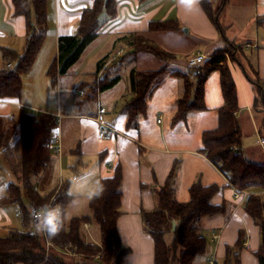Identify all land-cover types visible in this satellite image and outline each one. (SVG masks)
<instances>
[{"label": "crops", "instance_id": "1", "mask_svg": "<svg viewBox=\"0 0 264 264\" xmlns=\"http://www.w3.org/2000/svg\"><path fill=\"white\" fill-rule=\"evenodd\" d=\"M46 1L48 30L43 41L44 44H42L29 70L30 72L38 63L48 71L58 52L60 36L75 34L83 11L92 8L96 3V0ZM211 2L213 8L220 9V12L230 9L233 11L234 8H247L250 10L248 12L249 19L245 23H241V11L234 19L229 13L230 10L227 12L225 23H219V18H217L218 23L216 24L207 15L199 0H115L114 14H111L105 7L102 8L99 15L98 37L87 46L79 60L68 70L72 71L82 56L86 55V52L107 50L97 64V71L91 86L92 94L90 97L93 98L117 88L121 81L119 73L117 75L120 76V80L112 88L105 91L97 90L95 93L93 86L100 78L107 77L110 79L116 76H110L109 74L115 73H111L108 68L113 64L119 69L126 59L132 61L135 58V65L130 63L129 74L133 68L139 71H151L166 67L165 72L177 75V77L181 76L183 78L182 89L174 97V108L170 112L171 132L164 125L161 126L163 120L158 121L160 117L156 118V122L152 118L148 119V99L151 98L150 95L153 94L160 82L148 96L146 113L139 114L131 124H129L128 115L124 111V106L133 97L131 88L129 91L126 88L123 93L118 92V96L113 97L115 103L113 101L110 103L111 105L114 104L113 108H110L109 103H105L108 104L107 107L99 105L97 110L90 113H84L81 110L75 111V109L73 111L66 108L62 103L55 109L54 107L44 110L35 108L38 112L53 113L55 117L58 114L61 115L60 122L56 126L57 134L61 140V152L59 154L53 153L52 160L56 162V159H59L62 163L59 167L61 171V169L64 170L63 159L65 158L68 167L66 171L72 172V175L66 178L60 175L59 180H69L70 182L77 180L79 176L77 171L82 170L83 179L77 185L80 187L71 189L74 197L68 207L72 202L84 197L85 204L90 210L89 200L91 195L97 192L100 179L111 176L115 165L121 163V213L115 224H117L122 244L128 249L123 254V264H154V240L144 228L141 210H153L157 207L156 194L154 193L165 184L174 164H176V171L173 183L177 200H187L188 187L195 180H199L203 184L217 183L219 188L211 197V202L225 205L222 212L202 221L201 231L205 234L208 245L206 252L195 260V264L206 263L212 258L215 264H225L226 247H232L236 244L240 232L244 234V239L239 251V264H260L255 253L261 242L260 228L254 218L246 211L244 205L250 193L264 197V188L252 186L241 189L245 193L236 198L234 186L229 182L228 177L201 150V134L204 130L217 126V109L224 103L220 71H211L205 80L203 91L205 109L190 110L183 119L176 121V101L178 98H182L186 92L184 76L189 78L192 91H195L196 73L203 62L192 66L196 68V81H194L190 79L189 71L184 67L179 65L167 66L165 61L152 52L134 51L131 47L128 56H121L125 53L123 43L128 42L126 37L133 34L142 35L154 41L162 50L174 54V57L178 54L202 53L208 58L214 50L222 48L228 41L237 44L236 40H244L245 54L243 57L247 64L244 65V61H230L229 63L237 86L239 109L236 116L241 126L243 139L244 126H247L251 120L253 121L255 109L260 108L257 110L262 113L261 122L264 121V0H211ZM218 5L220 6L218 7ZM152 22L156 24L169 22L171 26L178 24L179 27L151 28ZM234 25L237 28L233 31ZM182 26L187 27L186 32L182 31ZM226 27L228 30H225ZM26 37L25 16L14 13L11 0H0V68L8 59L5 54L6 51L22 52L24 50ZM110 47L111 50H108ZM112 50H117L120 54L113 57L108 65L106 63L108 58L100 64V61L108 57ZM174 57H172L173 60ZM39 61L43 63L40 64ZM7 64L8 67L13 66V63L9 61ZM173 71L176 72L172 73ZM78 73H82V69ZM100 73L107 75L101 76ZM60 77L59 75L56 76L55 85ZM255 78L258 79L257 82H255ZM260 91L263 95L261 96V99L263 97L262 100H258ZM22 93L23 91L20 97H0V107L11 108V112L3 109V111L0 110V114L15 116L13 110L17 109L18 111V107L28 106L29 103L22 102ZM120 95L122 96L121 101L118 99ZM101 97L104 98V95L98 98V102H101ZM101 108H104L105 112H101ZM31 109L33 108L31 107ZM241 120H244L242 124ZM177 122L180 123L177 124ZM103 124L112 126L117 132H109L107 138L100 137L99 132L102 130ZM255 126H257L256 129L259 134L263 136L261 127L256 122ZM76 133L78 134L76 135ZM57 134L53 131V136ZM67 151L73 159L65 157ZM244 151L242 140V152L244 153ZM54 167L55 165L50 167L53 172ZM74 176L75 179H73ZM35 183L37 191L42 195L46 194L40 191L41 184L38 180ZM43 183H46L45 180ZM179 184L183 185L182 193L186 194L184 199L177 197L176 187ZM82 190L83 193L80 192ZM0 205L3 206L0 209V228H7L10 233L11 230H15L16 227L11 229V226L16 221L5 210V204L0 203ZM90 214L91 210L89 213L78 216ZM18 215L21 220L19 209ZM34 223L36 222L31 220L28 227L32 228V226H39L40 224L39 222L37 225ZM16 224L19 225V223ZM82 231L86 240L98 243L100 234L98 224L86 222Z\"/></svg>", "mask_w": 264, "mask_h": 264}, {"label": "trees", "instance_id": "2", "mask_svg": "<svg viewBox=\"0 0 264 264\" xmlns=\"http://www.w3.org/2000/svg\"><path fill=\"white\" fill-rule=\"evenodd\" d=\"M46 2L11 0L14 13L25 16L27 37L22 52H5L8 59L0 68V97L21 96L22 75L32 67L48 30ZM199 2L217 24V19L212 13L211 0ZM114 3L115 0H96L92 8L83 11L77 32L60 36L58 52L48 68V75L53 84L56 76L66 75L87 46L98 37L100 12L105 7L114 14ZM153 23L150 24L151 28L179 27L178 24L171 26L169 22ZM126 38L134 51L152 52L164 59L174 57V54L162 50L157 43L142 35L133 34ZM235 46L240 51L242 48L244 50V47L240 48L235 42L228 41L222 48L214 50L200 65V69L197 67L195 91H192V84L186 79L185 95L178 98L175 104V120L183 119L190 110L205 109V80L211 71L219 70L224 103L217 109V126L206 129L201 134V150L228 177L235 188H264V163H256L242 152V130L236 116L239 109L237 86L229 64L234 57H228ZM106 58H103L100 64ZM8 61L15 63L8 67ZM165 71L166 67L151 71L133 68L130 71L133 97L124 106L129 124L139 114L146 113L148 96L158 84L155 83L157 78ZM119 80V75L110 79L100 78L93 86L94 92L110 89ZM56 126V117L53 113L45 111L21 109L18 116L0 114V150L4 153L6 165L17 180L9 183L7 194L1 196L0 203H18L22 218L21 230H11L9 235L0 236V264H88L90 259H96L95 256H99L101 264H123V254L128 249L122 244L115 224L121 213V163L115 165L111 176L100 179L97 192L92 194L89 200L90 215H77L68 220L65 218L66 208L74 197L69 180H62L44 195L36 189L34 177L49 168L53 157V151L46 143L53 137ZM175 171L176 164L173 165L165 184L154 193L157 207L153 210H141L144 228L154 240V264H195V260L206 252L208 245L206 236L201 233L202 221L222 212L225 206L223 203L211 202V197L217 192L219 185L203 184L199 180H195L188 187L187 200H177L173 183ZM23 196L28 199L27 204L23 202ZM36 203H45L44 206L50 203L51 206L39 226L29 228L30 207ZM55 207L60 209V220L53 214ZM244 207L259 225L261 242L255 253L259 263L264 264V197L250 193ZM50 214L57 228L55 233L50 232L51 226L46 222ZM86 222L98 224V243L85 239L82 228ZM34 224L37 225L38 222ZM243 239L244 234L240 232L236 244L226 247L225 264H239ZM67 244H71L77 258H69L63 254L67 251ZM50 246L52 248H49ZM46 248L50 249V252L47 253Z\"/></svg>", "mask_w": 264, "mask_h": 264}, {"label": "rangeland", "instance_id": "3", "mask_svg": "<svg viewBox=\"0 0 264 264\" xmlns=\"http://www.w3.org/2000/svg\"><path fill=\"white\" fill-rule=\"evenodd\" d=\"M220 5H218L219 7ZM229 10V9H228ZM231 10V9H230ZM229 10V11H230ZM229 11H221L220 9H216L213 8L212 9V13L213 15L217 18H219V23L224 24L227 18V12ZM242 14V18H241V23H245L246 21H248L249 19V14L248 12H250L249 9L241 7L239 8H234V10L230 11L229 13L231 14V16L234 17V19L236 18V16L238 15V13ZM219 14V15H218ZM218 20V19H217ZM218 23V21H217ZM241 27V26H239ZM236 26L234 25L232 27V30H236ZM187 27L186 26H182V31L186 32ZM225 30H228V28L226 27ZM247 38V37H246ZM248 39V38H247ZM237 44H239L238 46H240V48L243 47V43L244 40H236ZM123 48L125 49V53L121 56H128V52H130L131 50V46L129 45L128 42L123 43ZM236 44V45H237ZM105 48V47H104ZM111 50V47L108 49ZM105 49H101V50H91L90 52H86V55L84 54L82 56V58L80 59L79 63L72 69V71H69L66 75L61 76L60 80L57 82V84H53L51 77L48 75V71L47 69H45L44 67L40 66V65H36L32 71H27L25 74L22 75L23 77V84H22V102H27L29 103L28 106L26 107H18V111L17 109L13 110L12 112H14V114L16 116L19 115L20 110L24 109L25 111H36L37 109L35 108H40V109H46V108H52L56 106H58L60 103H62L66 108H70L74 111H83L84 113H90L93 110H97V108L99 107V105H103L106 106L108 104L105 103H111L113 101L114 102V96H118V92L123 93L125 91L126 88H128V91L130 90V82H129V72L128 69H130V63L135 65V58L134 60L132 59V61L130 59H126L125 63H123V65L118 69L116 68L113 64H111L108 69L111 73H115V74H109L110 76L113 75H117L118 73L121 75V81L119 83V85L117 86L116 89L114 90H108L105 93H103L102 95H104V98H102L101 102H98V98H93L90 97V95L92 94V83L93 80L95 78V73H96V69H97V64L99 62V60L104 56L105 53ZM117 51V50H116ZM115 50H112L111 54L107 57L108 60L106 61L107 65L109 63V61L113 58L116 57L117 55H119V51L116 52ZM243 53V54H242ZM154 54V53H153ZM232 54V55H231ZM245 54L243 48L242 50H238L235 46L234 50L228 54V57H234L232 60L236 61V62H243L244 61V65L247 64L246 59L243 57V55ZM156 55V54H155ZM195 54H178L175 55L176 57L173 58H161L163 61H165V63H167V66H173V65H179L184 67L186 70L189 71L188 76L190 77L191 80L196 81V68L190 66L188 64V59L189 57L193 56ZM157 56V55H156ZM159 57V56H158ZM106 58V59H107ZM246 61V63H245ZM40 64H42L43 62L39 61ZM15 62H13L14 64ZM106 65V66H107ZM82 69V73H78V71ZM174 69V68H171ZM169 72V71H168ZM107 73V72H106ZM104 73H100L99 75H107ZM99 76V77H101ZM189 79L186 76H184V80ZM256 81H258V79L255 78ZM87 82L86 84H83ZM160 82V84H158L153 92L151 96V98L148 99V103H149V111H148V119H153L154 121L156 120L157 117H160V120H163V124H161V126H165L166 129L171 132V128L172 126L170 125V123L172 122L171 120V110L174 108V97L177 96V92L179 90L182 89V82H183V78L181 76L177 75H171L167 72L162 73L156 80L155 83ZM80 90L83 91V93L80 92ZM181 95V94H179ZM262 95V91H260V95H259V99L258 100H262L261 99ZM121 95L119 96V100L121 99ZM124 101V98L122 99ZM121 101V100H120ZM264 103V102H263ZM261 105V103H260ZM259 105V106H260ZM114 104L111 105L110 104V108H113ZM258 106V107H259ZM31 107L33 109H31ZM82 109H79V108ZM107 107V106H106ZM3 109L5 110H9V112H11V108L10 107H0V110L3 111ZM260 109V108H257ZM255 109L254 110V117L253 121L251 120L249 122V124L247 123V126H244V136H243V148H245L244 154L245 156L256 162V163H264V143H262V139L264 137V121L261 122L262 119V113L259 112V110ZM111 110V109H110ZM258 112H257V111ZM3 115V113H2ZM253 115V114H252ZM12 116V115H11ZM156 122V121H155ZM242 122H244V120H241V124ZM254 122V124H253ZM255 122L257 123L258 126L261 127V132L263 134V136H261L259 134V132L257 131V126L254 127ZM180 123V122H179ZM177 122V124H179ZM160 126V125H158ZM179 126V125H178ZM175 130V129H172ZM57 131V132H56ZM54 133L57 134L58 130L57 127L54 130ZM78 133H76L77 135ZM171 141V140H170ZM65 157H68L70 159L71 158V154L68 153V151L65 153ZM64 170L59 169V167L61 166L62 163H60L59 159L52 160L50 163V166L48 169H46L45 171H43L42 173H40L38 176L34 177L33 182L36 185V181L38 180V182L41 184V188L40 191H42L43 193H47L49 192L51 189L55 188L54 186L59 185L61 180L60 179V175H62L64 178L66 177H70L72 175V172H68L67 170V166H66V159L64 158ZM51 165H55L54 167V172L52 171V169L50 168ZM79 176L77 180H71V189L73 190L78 189L80 186H77L81 183V180L83 179V175H82V170L79 169ZM75 173V172H74ZM76 174V173H75ZM45 180V184L43 183ZM10 182H17L15 176L13 175V172L9 169V167L6 165L5 161H4V153L2 150H0V198L1 196H4L7 194V186H9ZM59 182V183H58ZM77 186V187H75ZM176 187V185H175ZM182 189L183 185L179 184L176 187V193H177V197L179 199L181 198H186V194L183 192L182 193ZM90 191V190H87ZM83 193V190L80 191ZM88 193V192H86ZM23 202L25 204L28 203V199L26 197L23 196ZM45 203H36L34 205H44ZM33 205H31L32 207ZM30 207V208H31ZM3 208L2 205H0V209ZM4 208H6L5 210H7L8 213H10L9 215L15 219L16 223H19V225L12 224V228L14 227L18 228V229H22V222L20 220V217L18 215V203H6L4 205ZM60 209L58 207H55V210L53 211V214L55 217H57L59 214H61ZM90 210L87 207V204H85V198L84 197H80L78 199V201H74L72 202L69 207L67 206V212H66V219L68 220L69 218H71L72 216L75 215H81L84 213H89ZM32 220V219H31ZM35 228V226H33ZM15 228V229H16ZM10 229V230H11ZM9 230H7V228H0V236L4 237L9 235ZM202 234H204L201 231ZM205 235V234H204ZM99 242V241H98ZM95 243V242H93ZM49 248H52V246H50ZM66 248V252L67 254L63 253L66 257L69 258H77L78 256L76 255V253L71 249V244H67L65 246ZM47 253L50 252V249L46 248ZM95 260L94 259H90L91 261H88V264H101V260L99 259V256H95ZM99 261V262H97ZM17 264H21V263H17Z\"/></svg>", "mask_w": 264, "mask_h": 264}, {"label": "built area", "instance_id": "4", "mask_svg": "<svg viewBox=\"0 0 264 264\" xmlns=\"http://www.w3.org/2000/svg\"><path fill=\"white\" fill-rule=\"evenodd\" d=\"M205 59H206V56L204 54L196 53L195 55L189 57L188 64L190 66H195V65L203 62ZM80 92L83 93L82 90H80ZM100 111L101 112H105L104 108H101ZM60 116H61L60 114L56 115L57 123L60 122ZM97 120H99V119L97 118ZM158 121H160V119H158ZM109 132L110 133H114V132L116 133L117 130L115 128H113L112 126H110V125L103 124L102 130L99 132V136L103 137V138H107ZM262 142H264V140H262ZM46 146L48 148H50L53 151V153L59 154L61 152V140H60L59 134L53 136L51 138V140L46 143ZM75 178L76 177L74 176L73 179H75ZM234 191H235V197L236 198H239L242 193H245V191H243L241 189H238V188H235V187H234ZM50 206H51L50 203L47 206H44V205H33L30 208V212H29L31 214L32 221L33 222H40L45 217V215L48 212ZM56 219L60 220L61 219V214H59L56 217ZM200 264H215V261L212 258V259L208 260L206 263H200Z\"/></svg>", "mask_w": 264, "mask_h": 264}, {"label": "clouds", "instance_id": "5", "mask_svg": "<svg viewBox=\"0 0 264 264\" xmlns=\"http://www.w3.org/2000/svg\"><path fill=\"white\" fill-rule=\"evenodd\" d=\"M46 222H47L48 225L51 226V227H50V232H51V233H55L56 230H57V228H56V225L53 224V218H52L51 214L48 216Z\"/></svg>", "mask_w": 264, "mask_h": 264}]
</instances>
